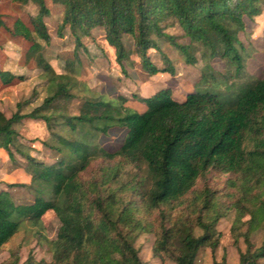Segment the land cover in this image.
Segmentation results:
<instances>
[{"label": "trees", "instance_id": "16d2710c", "mask_svg": "<svg viewBox=\"0 0 264 264\" xmlns=\"http://www.w3.org/2000/svg\"><path fill=\"white\" fill-rule=\"evenodd\" d=\"M34 2L32 28L21 20L13 32L39 47L38 38L50 41L44 16L47 0ZM63 6L60 28L69 27L75 47L83 46L90 29H105L117 60L127 61L123 34L134 38L135 52L149 74L171 71L167 54L160 68L148 50L171 40L189 63L195 56L186 45L176 44L166 32L171 25L205 48L209 58L226 59L241 74L248 47L239 33L245 18L263 12L264 0H50ZM5 26L0 17V28ZM191 46V45H190ZM197 48V47H196ZM198 49V48H197ZM127 59V60H126ZM45 81V96L29 112L6 116L0 111V150L13 159L14 151L27 160L24 167L33 195L29 203H17L8 189H0V250L23 227L43 231L44 215L52 210L60 226L54 238L43 233L42 243L52 259H37L30 252L21 260L12 249L0 264H148L135 242L142 233L155 235L153 256L165 264H196L198 250L220 244L215 227L235 211L230 233L234 244L243 238L238 264H264V238L259 246L251 240L255 228L264 231V73L243 83L236 96H220L195 88L185 98H174L168 87L146 97L143 111L126 105L127 97H109L84 84L79 88V58L65 61V72L54 69L43 55L38 57ZM208 73V71L206 72ZM230 74V72H229ZM0 68V81L10 84L21 78ZM202 76H205L203 71ZM80 93V94H79ZM81 99L80 112L68 103ZM22 119L44 122L48 137L19 140L13 127ZM113 126L126 129L122 143L109 149L99 142ZM39 142L58 157L51 163L31 151ZM227 175L223 188L209 184V174ZM197 229L201 233L196 234ZM212 264H230L213 257Z\"/></svg>", "mask_w": 264, "mask_h": 264}, {"label": "rangeland", "instance_id": "374dc122", "mask_svg": "<svg viewBox=\"0 0 264 264\" xmlns=\"http://www.w3.org/2000/svg\"><path fill=\"white\" fill-rule=\"evenodd\" d=\"M50 14L44 16V22L50 35L49 43L38 38L39 47L33 46L31 40L13 32L14 23L21 20L29 28H32L30 17L38 12V6L29 1L20 3L12 0H0V17L5 26L0 28V68L22 75L15 78L10 84L0 81V111L6 116H12L16 111L26 113L33 106L42 102L45 96V81L41 78L42 68L38 64V57L43 55L58 72H65V61L78 57L80 73L77 75L79 88L86 84L94 90L100 91L109 97L124 95L127 97L126 105L132 109L143 111L146 108L144 101L137 97H146L162 87H168L174 98L182 100L186 94L195 88L209 89L219 93L220 96H236L243 90V83L262 77L264 73V3L263 12L253 19L245 18V30L239 33L243 45L248 47L250 54H246L245 67L241 74L236 73L234 66H228L226 59L209 58L203 54L204 46L190 38L184 30L171 25L166 32L174 37L179 45H186L192 49L195 62L189 63L181 54L180 49L171 40H164L160 50L150 48L148 53L151 62L157 67L165 66V58L161 52L167 54L174 70L161 71L149 74L143 67L141 56L135 52L134 38L129 34H123L122 43L128 51V60L119 62L115 47L106 39L105 29L101 26L90 29V34L83 37V46L75 47V39L71 35L69 27L60 28L63 16V6L53 4L47 0ZM191 45V46H190ZM198 49H197V48ZM205 71V76H202ZM208 71V73H206ZM230 72V74H229ZM80 94V93H79ZM81 99L74 98L68 103V109L72 113H78L81 108ZM13 127L19 133V140L28 144L33 138L46 139L48 132L41 120L22 119L15 121ZM126 129L113 126L107 135H102L99 142L109 149L117 148L123 141ZM31 153L38 159L51 163L58 154L43 144L36 142ZM27 160L21 154L14 151L13 159L5 150H0V189L11 191L17 203H29L33 195L27 186L11 183L30 182V176L26 174L24 167ZM227 175L209 174L208 181L213 187L223 188ZM235 211H230L226 217L220 219L215 227L216 235H220V244L213 253L210 247H201L198 250L196 264H212L213 257L218 261L223 258L230 264H238L240 251L246 249V244L241 238L238 245L234 244L230 233V227L234 221ZM45 229L38 231L30 225L23 227L0 250V262L6 259L12 249H18L21 260H25L30 252L37 259H52V253L43 244L42 236L46 234L54 238L60 226L59 219L50 210L44 217ZM201 233L197 229L196 234ZM264 238V231L255 228L251 236L255 246H259ZM155 235L151 232L142 233L135 242L143 260L148 264H162L160 259L153 256V243ZM264 262V258L261 259ZM165 264H174L168 257Z\"/></svg>", "mask_w": 264, "mask_h": 264}]
</instances>
